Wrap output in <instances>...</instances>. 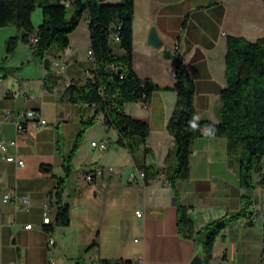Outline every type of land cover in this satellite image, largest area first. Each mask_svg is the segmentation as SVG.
<instances>
[{"label": "crops", "instance_id": "1", "mask_svg": "<svg viewBox=\"0 0 264 264\" xmlns=\"http://www.w3.org/2000/svg\"><path fill=\"white\" fill-rule=\"evenodd\" d=\"M42 22V10L36 6L29 42L18 40L5 62L12 72L0 78V140L16 141L15 146L0 149V264H100L102 260L137 264L138 259L143 264H189L201 252L203 229L226 213L239 211L246 191L228 164L226 139L206 133L191 144L189 177L164 184L175 168L173 158L164 161L173 149V138L166 130L176 102L171 89L176 66L172 57L181 55L194 82L197 118L218 122L219 97L226 86V37L255 41L264 36L262 0H134L133 70L161 90L153 92L148 102L127 103L123 110L147 123L149 134L131 152L117 143L118 133L105 125L104 115H96L95 123L82 135L66 180L67 226H53L57 207L51 193L57 185L55 177L64 174L62 158L70 154L82 121L95 116L96 109L68 103L61 96L70 83H84L92 75L89 15L84 12L62 52L51 48L42 60H34L30 39ZM151 26L162 39L158 48L146 42ZM18 33L13 25L0 27V63L6 40ZM112 49L123 53L118 42ZM53 61L64 70L53 68ZM28 109L40 110L47 125L29 124L26 133L19 135L16 115ZM94 141H106L107 149L99 151L91 146ZM42 165L51 171H42ZM96 169L102 170L101 175L87 182L86 176ZM145 169L157 176L130 179L131 173ZM253 181L258 184L251 194L249 215L222 231L213 243L211 259L204 264H264V167ZM175 192L188 208L195 231L192 239L178 232ZM7 193L28 197L30 204L4 202ZM44 213L50 218L51 231L43 228ZM50 239L55 244L48 248Z\"/></svg>", "mask_w": 264, "mask_h": 264}, {"label": "trees", "instance_id": "2", "mask_svg": "<svg viewBox=\"0 0 264 264\" xmlns=\"http://www.w3.org/2000/svg\"><path fill=\"white\" fill-rule=\"evenodd\" d=\"M262 2L264 7V0ZM36 6L42 10L43 22L35 32L38 40L33 46L34 60H42L51 48L62 52L68 45V35L77 28L84 12L89 15L90 50L95 64L92 75L84 83H70L61 96V100L68 103L87 104L96 109L95 116L82 121V130L70 154L62 158L64 174L55 177L57 185L51 193L57 207L53 226H67L69 204L63 200V193L83 133L95 123L96 115L102 113L105 125L117 131V143L134 152L137 143L146 140L149 126L127 115L123 107L132 102L146 103L153 92L161 88L149 79L139 78L133 70L134 0H121L115 4L103 3L101 0H0V27L13 25L19 31L5 42L0 78L12 72L5 67V62L14 52L18 40L29 42V35L34 32L31 14ZM185 24L186 19L182 29ZM114 32H117L118 41L115 42L123 50L122 54H116L112 49ZM172 58L176 66L171 89L176 93V102L166 130L173 138V149L164 161L173 158L175 168L167 180L173 185L189 177L191 144L205 130L209 137L226 139L228 164L236 173L241 188L246 191L240 197L239 211L226 213L203 229L205 239L201 253L206 263L211 259L213 243L222 231L249 215L251 194L258 184L253 181V175L260 173L264 167V36L255 41L236 36L226 37V86L220 93L216 123L197 118L193 105L194 82L181 55L175 54ZM57 151L60 154V139L57 141ZM41 170L50 172L51 168L42 165ZM143 173L145 180L157 176V173L149 172L148 169ZM175 205L178 232L184 238L192 239L195 234L193 223L187 216L188 208L180 203L177 192ZM53 226L48 224L43 228L51 231ZM100 264L130 262L102 260Z\"/></svg>", "mask_w": 264, "mask_h": 264}, {"label": "built area", "instance_id": "3", "mask_svg": "<svg viewBox=\"0 0 264 264\" xmlns=\"http://www.w3.org/2000/svg\"><path fill=\"white\" fill-rule=\"evenodd\" d=\"M63 3L66 6L69 5L68 2H63ZM114 29H117V27L114 26ZM37 40H38L37 34L34 33V35L32 36V38L30 39V45L33 47L36 44ZM112 40L114 42L115 41H118L117 32H114L112 34ZM88 53H89L90 56H92L91 50H89ZM52 67L58 69L59 71H62L65 68L63 65H61L57 61H53L52 62ZM6 116L7 117L10 116V112L9 111L6 112ZM16 118H17V121H16V129H17V132L19 133V135H23V134L26 133L27 126L29 124H34L37 127H44V126L47 125V121L42 116L40 110H37V109H28V110H25V111H21V112H19L16 115ZM203 133H206V131L204 130ZM8 144H10L12 146H15L16 145V141H10L9 143H7V142H5L3 140H0V149L1 150H5L7 148V146H8ZM91 146L95 147L99 151H104V150L107 149L108 143L106 141H103V142H100V143L94 141V142H91ZM18 163H19V165H21L22 164V161H19ZM101 173H102V170L101 169H96L93 172V174L86 176V181L87 182H92L93 177L96 176V175L99 176V175H101ZM137 176H139L141 178H144V173L143 172H138V171L133 172L130 175V179L131 180H134ZM164 184L165 185H170V182L168 180H165L164 181ZM3 201L4 202H9V201L22 202L25 205H29L30 204V200H29L28 197H21L19 195L11 196L8 193L3 195ZM136 215L138 217L141 216L142 215V211H140V210L139 211H136ZM251 221L252 222L255 221V216H253L251 218ZM43 224L44 225L50 224V218L47 215V213H44ZM30 227H31V225H27L26 226V228H30ZM263 227H264V223H263ZM54 244H55L54 239H50L48 241L47 246H48V248H51V247L54 246ZM137 264H143L142 259H138Z\"/></svg>", "mask_w": 264, "mask_h": 264}, {"label": "water", "instance_id": "4", "mask_svg": "<svg viewBox=\"0 0 264 264\" xmlns=\"http://www.w3.org/2000/svg\"><path fill=\"white\" fill-rule=\"evenodd\" d=\"M146 42L154 48L161 46L162 39L159 37L155 26L150 27ZM189 264H204L202 253L198 251Z\"/></svg>", "mask_w": 264, "mask_h": 264}, {"label": "rangeland", "instance_id": "5", "mask_svg": "<svg viewBox=\"0 0 264 264\" xmlns=\"http://www.w3.org/2000/svg\"><path fill=\"white\" fill-rule=\"evenodd\" d=\"M4 48H5V45H4ZM173 170H174V168H173V169H171L169 172H173Z\"/></svg>", "mask_w": 264, "mask_h": 264}]
</instances>
